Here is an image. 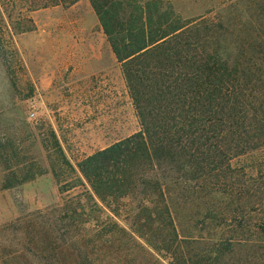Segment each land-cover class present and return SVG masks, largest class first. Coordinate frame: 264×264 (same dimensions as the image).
<instances>
[{
	"label": "rangeland",
	"instance_id": "obj_1",
	"mask_svg": "<svg viewBox=\"0 0 264 264\" xmlns=\"http://www.w3.org/2000/svg\"><path fill=\"white\" fill-rule=\"evenodd\" d=\"M116 1L133 19H148V30L165 29L160 26L165 21L204 16L230 19L228 33L219 34L221 44L237 42L246 33L264 38V0ZM239 19L246 20L248 31L239 33ZM51 130L75 169L74 175L65 174L63 191L50 170L58 160ZM139 130L122 64L89 0H0V145L8 144L11 152L42 172L12 189L0 188V264H45L41 227H51L67 205L77 204L89 214L81 220L86 223H74L71 231L89 234L92 225L99 230L115 223L146 234L143 222L135 225L123 213L136 209L137 201L126 208L112 206L115 214L98 202L102 211L91 213L89 185L81 177L73 180L79 176L78 163ZM233 140L210 145L231 149ZM229 155L196 171L190 165L179 169L178 163L168 169L164 190L176 239L182 242L173 246V256L150 258L140 252V245L150 249L140 238L129 245L130 256L129 251L77 254L70 246L73 240L65 238L58 243L59 257L64 264H79L84 254L96 264H195L199 256L209 257L207 264H247V249L233 242L264 241L254 229L264 219V145ZM3 175L0 167V183ZM150 227V235L158 237L156 224ZM178 251L183 253L179 256Z\"/></svg>",
	"mask_w": 264,
	"mask_h": 264
},
{
	"label": "trees",
	"instance_id": "obj_2",
	"mask_svg": "<svg viewBox=\"0 0 264 264\" xmlns=\"http://www.w3.org/2000/svg\"><path fill=\"white\" fill-rule=\"evenodd\" d=\"M89 2L112 52L122 64L140 130L86 157L78 163L79 176L73 180L79 182L81 177L89 185L88 199L94 206L91 213L102 211L98 202L111 210L114 205L126 208L130 201H137L136 209L124 210V216L135 225L143 222L142 226L148 230L146 234L127 231L114 223L99 230L92 225L89 234L71 231L74 223L80 225L89 214L77 204L67 205L59 209L51 227H41L45 242L42 260L45 264H64L57 249L65 238L73 240L70 246L77 254H83L82 250L89 255L94 251L119 254L129 251L130 256L129 245L140 238L152 250L139 244L141 253L144 251L150 258L160 254L170 257L175 254L173 246L180 247L182 242L176 239L169 196L164 190L168 169L178 163L179 169L190 165L196 171L203 169V165L208 167L219 159L229 158V154L264 145V38L246 33L239 34L237 42L221 44L219 34L228 33L230 19L204 16L165 21L160 23L165 29L148 30L145 26L149 20L133 19L120 1ZM244 21L237 20L239 33L248 31ZM49 135L58 155L50 170L63 191L65 174L74 175L75 169L64 157L52 130ZM231 139L236 143L231 149L210 145ZM0 167L4 172L2 190L42 174L25 157L11 152L8 144L0 145ZM112 211L115 214L116 207ZM154 224L158 237L150 235V225ZM254 229L256 237L264 236V219ZM259 241L239 238L233 245L247 249V264H264V241ZM182 253L178 251L179 256ZM202 257L195 264L211 261ZM81 258L79 264H96L86 254Z\"/></svg>",
	"mask_w": 264,
	"mask_h": 264
}]
</instances>
